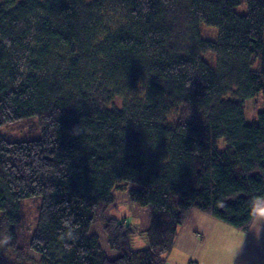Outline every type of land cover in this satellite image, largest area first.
Instances as JSON below:
<instances>
[{
    "label": "trees",
    "instance_id": "obj_1",
    "mask_svg": "<svg viewBox=\"0 0 264 264\" xmlns=\"http://www.w3.org/2000/svg\"><path fill=\"white\" fill-rule=\"evenodd\" d=\"M29 118L39 137L0 133V264H164L192 209L247 231L264 198V0H0V126ZM124 201L137 230L110 215Z\"/></svg>",
    "mask_w": 264,
    "mask_h": 264
},
{
    "label": "crops",
    "instance_id": "obj_2",
    "mask_svg": "<svg viewBox=\"0 0 264 264\" xmlns=\"http://www.w3.org/2000/svg\"><path fill=\"white\" fill-rule=\"evenodd\" d=\"M259 219L254 216L250 228L241 231L191 210L184 232L180 236L179 228L174 242L184 255L168 256L169 252L164 264H264V223L258 225ZM179 236L183 243L176 241Z\"/></svg>",
    "mask_w": 264,
    "mask_h": 264
},
{
    "label": "rangeland",
    "instance_id": "obj_3",
    "mask_svg": "<svg viewBox=\"0 0 264 264\" xmlns=\"http://www.w3.org/2000/svg\"><path fill=\"white\" fill-rule=\"evenodd\" d=\"M238 12L245 11V4L238 6L236 8ZM202 28L204 29V26L202 25ZM211 31L210 29H206L205 32ZM213 31V30H212ZM211 35V33H208ZM116 103L120 105V100L116 99ZM263 107V103L261 100V97L259 95H256L255 97L251 98L250 100H247L244 103V115L247 122H251L256 119V113ZM31 120H22L20 122H14L11 124H4L0 126V133L6 136L10 139H33L36 137H39L40 131L37 129L36 126H34L35 118H29ZM34 121V122H32ZM28 122H32V125H27ZM40 201L39 198H33V199H26L23 201V212H24V221L21 225L15 227L17 229V237H19V243L23 246L27 245V242L29 241L31 237V231L33 230L35 226V208L38 205V202ZM196 210V209H192ZM134 210L131 209V205L129 202L124 201L123 204L117 205L114 208L110 210V215L115 216L118 218H125L126 222L129 224V226L132 229L137 230L139 227V217L138 215H134ZM186 220V219H185ZM186 221L183 222L182 225L178 227L179 230H182L180 233V236L184 232L186 228ZM136 234L132 236V247H136V245H142V240L138 237H135ZM141 236V234H140ZM178 237L176 241L178 243H183V239L181 237ZM224 250V249H222ZM28 254L32 256V260L28 259L27 264H37V260L39 259V254L29 251ZM177 254L184 255L179 249L178 246H174L170 254L168 256H176ZM218 256V255H217ZM181 257V256H180Z\"/></svg>",
    "mask_w": 264,
    "mask_h": 264
},
{
    "label": "clouds",
    "instance_id": "obj_4",
    "mask_svg": "<svg viewBox=\"0 0 264 264\" xmlns=\"http://www.w3.org/2000/svg\"><path fill=\"white\" fill-rule=\"evenodd\" d=\"M253 216L260 218L257 220L258 225L264 223V206L254 208Z\"/></svg>",
    "mask_w": 264,
    "mask_h": 264
}]
</instances>
